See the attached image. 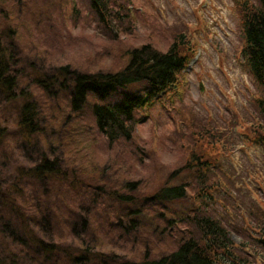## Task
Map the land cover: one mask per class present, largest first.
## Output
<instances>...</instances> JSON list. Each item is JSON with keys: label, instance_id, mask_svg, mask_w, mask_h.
Here are the masks:
<instances>
[{"label": "rangeland", "instance_id": "1", "mask_svg": "<svg viewBox=\"0 0 264 264\" xmlns=\"http://www.w3.org/2000/svg\"><path fill=\"white\" fill-rule=\"evenodd\" d=\"M237 3L238 0H130L128 6L135 21L131 32L112 20L107 26L110 25L113 37L103 32L93 12L80 0H0V30L9 24L11 31L8 33L15 29L18 31L14 53L20 68L16 66L15 70L20 69V73L25 75L24 90L30 89L31 96L30 65L47 74L67 63L84 72L107 71L117 65L116 60L129 47L150 43L161 51H168L177 33V40L184 43L185 50H194L182 75L186 82V90L182 94L184 114L180 107L171 111L165 107L166 114L170 111V115L150 117L143 109L137 114L140 125L134 135L112 141L95 122L91 123L93 118L86 112L91 107L88 104L86 110L79 114L70 109L64 113L63 123L57 124L56 130L51 132L54 141H50L47 135V141L52 144L47 149L45 141L37 140L30 144L19 135L10 134L7 154H0V183L3 186L20 185L15 179L16 175H22L20 169L39 163L44 156L61 157L63 163L59 170L65 169L70 175L73 172L67 180L52 175L54 179L41 180L42 185L31 190L36 177L23 175V184L28 183L31 191L25 197L28 207H31H27L29 216L25 213L27 226L36 232L34 235L55 243L59 248L70 251L83 248L97 255L96 260L93 256L91 261L77 262L67 256L54 262L46 261L41 254L34 251L33 254L32 248L27 252L20 248L28 242V237L26 240L24 231H19L17 240L8 237L15 248L13 257L19 250H24L20 263L139 264L145 251L151 248L147 256L160 257L162 252H155L154 245L166 247L173 240L172 233L184 234L186 225L176 221L182 215L192 214L201 201L194 200L193 192H188L183 200L169 204L151 202L150 196L179 169L181 172L175 173L171 185L191 181L193 176H197L194 167H183L188 147L196 141L194 134L198 125H210L219 119L211 130L218 132L219 124L225 128L226 123L236 119L240 122L235 123L233 141L230 133L226 135L227 131H222L225 137H222L221 145L226 153L219 156V161L222 164L226 162L232 170L220 180L226 177L232 182L236 179L238 182L233 185L239 195L233 198L234 207L215 204L210 208L214 216L225 221L234 242V255L225 258L221 255L220 263L241 264V259L250 256L252 264H264V246L251 241H256L252 234L257 229L254 225H258L260 220L250 213L256 209L259 212L264 210V198L260 194L261 187L264 192V145L258 143L253 123L249 120L251 124L241 122L247 114L253 117V101L259 89L251 82L240 54L244 45ZM74 5L80 12L72 10ZM53 18L57 21L54 28ZM113 26L118 27L114 29ZM38 38L42 46L36 43ZM52 92L55 93V88ZM37 96L40 103L54 102L48 93H38ZM1 100L4 104L0 94ZM12 109H8L10 113L2 114L1 119L12 121ZM234 141L239 143L235 148L232 145ZM212 159L215 161V154ZM91 169L93 171L89 173ZM78 178H84L98 189L89 186L79 190ZM215 178H218L217 174ZM125 180L132 182L128 189L123 187ZM101 185L104 188H99ZM113 189L133 197L132 203L109 198L107 193ZM2 190L5 201L7 189ZM57 190L60 191L59 196L55 194ZM84 190L86 192L81 193ZM0 208H7V204L2 205L1 202ZM15 212L0 211L1 225L6 224L5 230H10L16 222L20 224L18 218L15 221L16 213L24 211ZM172 220L178 227L173 230L168 227ZM229 222L231 224H227ZM242 244L247 246L246 249L240 248ZM101 253L102 258L98 256Z\"/></svg>", "mask_w": 264, "mask_h": 264}, {"label": "trees", "instance_id": "2", "mask_svg": "<svg viewBox=\"0 0 264 264\" xmlns=\"http://www.w3.org/2000/svg\"><path fill=\"white\" fill-rule=\"evenodd\" d=\"M80 1L88 7L89 11L93 12L106 35L115 37L109 31L110 25L107 26V23L112 20L118 24H123L125 31L131 32V27L135 21L128 6V0ZM237 6L241 19V38L244 45L240 54L243 56L251 82L259 89V92L256 91L257 97L253 101L255 108L253 117L247 114L241 119V122L253 123L256 139H258V143L264 145V0H238ZM71 8L80 12L76 5L71 6ZM51 22L54 28L56 19L53 18ZM117 27L113 26L114 29ZM7 31H11L9 24L0 30V94L4 101V104L2 100L0 102L1 155L7 154V149L11 143L9 136L12 133L19 135L30 144L37 140L45 141V149L49 148L52 144L47 141V135H49L50 141H54L51 132L56 130L57 124L63 123L64 113L70 109L74 114H79V112L86 110L88 104H91V107L86 112L93 118L91 123L94 124L93 122H95L99 130L107 136L106 138L112 141L121 137L130 138L134 135L138 127L137 124L140 122L137 114L143 109L148 112V109L151 108L150 112H154L152 116L155 117L158 114H166L165 107L170 111L175 107H180L184 114L182 94L186 90V82L184 83L182 75L194 55V50L192 48L185 50L184 43L177 40L179 33L166 52L159 50L150 43L129 47L118 57L117 65L109 67L107 71L84 72L76 68L74 64L61 65L58 63L60 65L57 66V70L47 74L30 65L28 76L33 83V95L31 96L30 89H27L28 92L24 90L25 75L20 73V69L19 71L15 70L16 66L20 68L16 63L17 57L14 53L16 50L14 43H17L18 31L16 29L12 31L13 33ZM33 31L32 41L34 40L35 29ZM36 43L42 46L41 39ZM52 88H55V93L52 92ZM127 89L132 91H127ZM139 89L141 92H137ZM38 93H45L46 95L48 93L54 102L50 101L44 104V101H41L40 103L37 99ZM12 107L13 120L1 119V115L10 113L8 109ZM170 111L166 115H170ZM218 120L212 121L210 125H198L194 134L196 141L194 140L195 143L188 147L186 165L183 169L186 166L188 168L194 167L197 170V176H193L191 181L171 185L172 178L181 172L179 169L169 176L165 185L156 187L149 198L151 202L169 204L183 200L188 196V192L195 193L194 200L201 201L198 203L199 205L197 204L199 208L196 207L190 215L180 216L176 221L177 224L186 225L188 230L183 229L184 234L172 233L173 240L166 247L160 248L155 244V252H162L161 256L158 258H156L157 255L147 256L151 248L149 251H145L144 258L139 264H221V255L223 258L234 255L232 249L234 242L228 227L224 223L225 221L214 216L210 208L215 204H221L226 208L234 207L233 198L236 199V195H239L235 192L233 185L238 182L236 179H233L232 182L227 181L226 177L224 180H220L221 176L228 171L232 172V170L229 169L231 167L226 166V162L220 163L219 156L225 152L223 145H221L223 144L222 137H225L224 134L230 133L233 141L235 139V123L240 121L234 119L233 122L226 123L225 128L220 127L219 124L217 126L218 132L211 131ZM224 130L227 132L222 134ZM237 144L239 143L234 141L232 145L235 148ZM214 154L215 161L212 159ZM61 163H63L61 157L58 159L44 156L39 163L20 169L22 175L15 177L16 181L19 180L20 185L17 183L16 185L3 186L0 183V203L2 202V205L7 204V208H0V211L4 213L8 210L24 211L22 214L15 212V221L18 218L20 224L17 225L16 222L10 230H5L6 224L1 225L0 220V264H27L26 262L20 263L19 260L25 254L24 250H19L18 254L13 257L15 248L11 238H8L15 237L16 239H12L17 240L19 231H24L26 240L28 237V242L31 244L27 242L23 243V247L18 246L25 248L26 252L32 248V252L41 254L46 261L54 262L57 258L65 256L77 262L91 261L93 256L96 260V253H90L89 250L83 248L78 249V251H70L64 247L59 248L55 243H48L42 237L34 235L36 232H32L27 226L25 213L26 216L29 214L25 197L31 191L28 190V183L23 184L25 178L23 175L28 174L36 177L30 190L36 186H41V180L46 182L48 179H54V176L57 175L67 180V177H71L73 172L70 175V172L65 169L59 170L62 167ZM92 171L93 169L89 173ZM216 174L218 178H215ZM231 176L234 177L233 173ZM78 180L80 182L79 190L89 186L94 190L98 189L84 178H78ZM209 181L210 183H207ZM131 183L125 180L123 187L128 189ZM3 188L7 189L5 201L1 195L4 193ZM99 188L104 187L101 185ZM85 192L84 190L81 193ZM55 194L59 196L60 191L57 190ZM107 194L109 198L119 202L132 203L133 201V197L120 194L114 189L108 191ZM260 194L264 198L263 187H261ZM217 195H223V197L217 198ZM28 208L31 209V207ZM250 213L255 214L260 220L258 225H254L257 229L252 234L256 237V241H251L264 246V210L259 212V209H256ZM0 219L2 218L0 217ZM176 222L170 221L169 229L178 228ZM256 231L259 232L256 233ZM246 247L244 244L240 246L243 250ZM235 251V255H237L238 249ZM102 254H98V256L102 258ZM241 264H252V258L249 256L244 260L241 259Z\"/></svg>", "mask_w": 264, "mask_h": 264}]
</instances>
